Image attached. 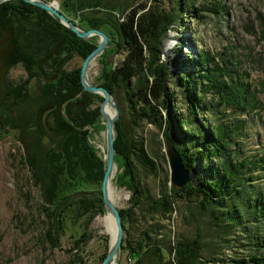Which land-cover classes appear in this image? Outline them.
Wrapping results in <instances>:
<instances>
[{
  "label": "trees",
  "instance_id": "16d2710c",
  "mask_svg": "<svg viewBox=\"0 0 264 264\" xmlns=\"http://www.w3.org/2000/svg\"><path fill=\"white\" fill-rule=\"evenodd\" d=\"M59 5L61 13L77 21L82 30L103 28L110 43L119 48L123 58L107 70L103 88L114 95L125 94L131 87L128 100L141 106L136 119L162 126L161 109L174 105L175 95L168 88L172 73L159 63L160 44L166 32L177 23L178 13L183 15L182 4L178 2L174 10H170L165 7V0H139L128 8L122 19L108 11L100 0H60ZM220 5L218 3L222 8ZM206 11L204 8L203 12ZM0 32L10 35L11 51L3 61L6 72L20 66L27 77L15 84L4 83L0 129L8 128L19 134L24 149L23 164L39 192L38 210L43 217L45 242L51 248L58 247L67 222L78 224L87 216L86 222L77 225L82 230L70 250L76 252L69 260V264H86L87 260L79 251L91 239L89 225L98 214L104 213L100 192L103 161L88 137V128L95 125L100 114L99 107L93 108L91 100L98 96L79 95L82 91L80 69L67 71L65 64L74 57L84 60L96 46L78 38L55 17L20 0L0 5ZM199 61L207 63L211 58L203 54ZM207 66L205 69L201 65L204 68L200 84L194 75L180 79V85L187 92L189 115L174 114V121L166 122L164 131L184 167L191 174L199 168L202 178L197 185L192 179L178 190L173 186L169 189L167 183H163L158 197L150 200L139 181L136 182L138 177L134 176L132 168L136 163L146 171H154L155 161L148 155L142 138L127 137L116 123V157L124 160L132 181L131 206L119 210L125 234L120 251L134 264L216 263L200 258L195 242L181 240L174 247L164 248L157 238L163 226H159L156 219H168L176 197L193 196L202 200L204 209L211 208L209 212L215 223L227 219L233 221L232 228L245 231L250 245L257 249L245 264H264V192L255 195L251 181L246 180L247 172L257 163L264 164V158L259 162L238 158V139L246 122L226 120L229 116H225L227 108L233 113L264 112V80L253 88L239 79L236 72H230L227 65L211 63ZM201 67L196 64L194 70ZM209 94H214L212 98L217 96L218 102L204 104V97ZM259 94L263 96L262 101ZM203 104L206 113L223 114V119H198L196 115L202 111ZM178 124L187 130L185 135H180L177 129L179 136L174 139L170 130ZM184 145L186 148L182 147ZM254 195L256 200L253 201ZM147 201V207H143ZM220 205L224 207L223 214H219ZM242 207L246 208L245 216L237 215L238 211L239 214L243 211ZM136 209H140L145 224L138 236L130 239L128 225ZM146 216L151 221L146 222ZM171 253L173 258L169 259ZM106 254L100 258V263Z\"/></svg>",
  "mask_w": 264,
  "mask_h": 264
},
{
  "label": "rangeland",
  "instance_id": "374dc122",
  "mask_svg": "<svg viewBox=\"0 0 264 264\" xmlns=\"http://www.w3.org/2000/svg\"><path fill=\"white\" fill-rule=\"evenodd\" d=\"M44 1L52 3L61 13L60 0ZM100 1L108 11L113 12L117 18L122 19L128 8L139 0ZM178 2L183 6V15L178 13L177 23L166 32L160 44L159 63L166 65L172 73L173 77L170 84H168V88L175 95L174 105H170L165 110L161 109L162 126L159 127L157 123H148L136 119L141 106L136 104L135 101L128 100L127 94L132 91L131 87L127 88L125 94L122 92L111 95L118 112L115 121V140L117 136L116 123H119L122 132L127 137L142 138L145 141L146 151L155 161L156 170L154 171H146L136 163L132 168L134 176L138 177L136 182L139 181L141 188L150 197V200L158 197L163 183H167L169 189L172 186L169 182L170 170L166 156V140L170 142L171 140L166 137L164 131L166 122L174 121V114L189 115L187 92L180 85V79L187 77V75H194L200 84L201 70L204 67L206 69L208 64L213 63L220 66L227 65L230 72H236L235 75L239 76V79L245 80L253 88L264 80V0H165V7L174 10ZM218 3L221 4L222 8H219ZM215 6L218 7L217 10ZM204 8L208 11L203 12ZM210 8L216 11H209ZM98 9L96 8L95 11H98ZM70 21L77 25V21ZM99 30L108 37L109 41L107 47L89 66L87 80L93 86L103 87L105 73L109 68L118 65L123 56L119 48L110 43V37L103 31V28ZM85 41H91L97 47L100 38L92 36ZM10 51V35L0 32V100H2L4 94V83L11 82L15 84L27 78L20 66L6 72L3 61ZM203 54H207L211 61L200 64L199 60H201ZM83 61L78 57H74L65 64V69L67 71L80 69ZM196 64L199 67L201 65L204 67L194 70ZM90 95L98 96V98L91 99L93 102L92 107L98 106L100 108L103 98L98 94ZM213 95H205L204 104L218 102L216 101L217 96L212 98ZM258 97L262 101L263 96L259 94ZM204 104L200 109L202 111L196 115L198 119L202 118L206 121L223 119V114L206 113L203 110ZM108 108V113L110 110L112 113L110 115H114V109L111 106H108ZM220 109L221 111L224 110L222 107ZM225 116H229L226 120L235 119L246 122L245 128L241 131V136L238 139V158H247L250 162H259L264 158V112L257 110L249 114L246 111L233 113L230 108H227L225 109ZM188 117L190 118V116ZM177 129H180V135H185L187 130L185 127L181 128L179 124L173 126L170 133L174 139L179 136ZM88 137L97 156L103 161L104 167L106 122L101 114L95 125L88 128ZM171 144L176 151L172 142ZM182 147L186 148L185 145ZM23 156L24 149L19 134L8 128L0 129V264H69V260L76 252L71 253L70 250L82 230L77 225L86 222L87 216L83 217L78 224H71V221V223L67 222L66 230L60 236L59 246L51 248L45 242L42 234L43 217L38 210L39 192L29 180V172L23 164ZM114 164L115 169L111 183L116 190L117 198H115L113 205L118 211L129 209L132 198L130 174H127L124 160L116 157V154ZM197 169L199 170V168ZM197 169L192 174L187 169L190 177L187 184L192 179H194L195 185L201 181L202 177H200L201 175ZM248 172L246 180L251 181L250 184L254 188L255 195L258 192H264V164L257 163ZM184 187L175 188L181 190ZM96 189L98 190V188ZM177 194H179L178 191ZM255 195L252 197L253 201L256 200ZM148 202H145L143 207H147ZM223 208L221 206L219 214H223ZM244 208L242 207L241 210L243 211L240 212L241 214L238 211L237 215L243 216L247 212ZM209 209L207 211L203 208L202 200L198 197H181V199L176 197L172 214L168 219H156L159 221V226H163L162 234L157 237L158 240L163 243L164 248L168 245L174 247L181 240L195 242L199 248V257L204 260H215V264H245L244 262L251 253H257V249L250 245L245 231H239L238 227L232 228L234 226L231 224L233 221L223 219V222L215 223ZM107 216L110 215L104 209V213L98 214L89 225L88 232L91 234V239L79 251L87 260L86 264H101L100 258L108 253L112 238L108 232V224L105 221ZM145 220L146 222L151 221L147 216ZM144 224L145 221L142 218L140 209H136L135 216H133L131 224L128 225L127 237L135 239L144 228ZM124 238L125 234L123 235ZM168 258L172 259L173 253ZM114 264H134V262L129 260L126 253L121 254L120 251Z\"/></svg>",
  "mask_w": 264,
  "mask_h": 264
},
{
  "label": "water",
  "instance_id": "95a60500",
  "mask_svg": "<svg viewBox=\"0 0 264 264\" xmlns=\"http://www.w3.org/2000/svg\"><path fill=\"white\" fill-rule=\"evenodd\" d=\"M9 0H0V4ZM25 3L31 4L35 7L40 8L51 16H54L59 22L67 27L71 32H73L78 38L83 40H89L92 36H98L100 38L98 46L84 59L82 66L80 68V82L82 85V93L98 94L103 98V102L100 105V114L106 122V152L104 157V174L101 182V198L102 204L105 211L110 215L113 221V226L115 229V236L112 241H110V246L108 253L101 264H114L121 248L122 239L124 235V230L122 226L121 216L119 211L113 205L109 198L108 188L112 178L114 164V156L116 154L114 142H115V121L118 117L117 107L111 94L103 87H97L91 85L87 80V70L91 63L102 53V51L107 47L109 41L108 37L98 31L89 30L84 31L75 23L67 19L63 14H61L58 9L52 5V3H47L44 0H20ZM106 106H111L115 113L110 115L105 111ZM166 156L168 158V165L170 170L169 182L172 186L177 188L184 187L189 181V171L184 167L180 155L175 151L171 142L166 140Z\"/></svg>",
  "mask_w": 264,
  "mask_h": 264
},
{
  "label": "bare ground",
  "instance_id": "6f19581e",
  "mask_svg": "<svg viewBox=\"0 0 264 264\" xmlns=\"http://www.w3.org/2000/svg\"><path fill=\"white\" fill-rule=\"evenodd\" d=\"M108 109H109L108 106H106L105 107V111L107 113H108ZM109 114H112L110 112V110H109ZM114 169H115V167H114ZM114 169H113V172H114ZM112 176H113V174H112ZM111 181H110L109 188H108L109 189L108 194H109L110 200L112 201V203H114L115 202V198H117V195H116V190L113 188V185H112ZM105 221L108 224V232L111 235V238H112L111 241H112L114 239V236H115V229H114V226H113L112 218L110 216H107V217H105Z\"/></svg>",
  "mask_w": 264,
  "mask_h": 264
}]
</instances>
